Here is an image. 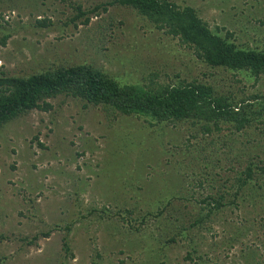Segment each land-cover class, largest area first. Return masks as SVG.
Wrapping results in <instances>:
<instances>
[{
  "label": "rangeland",
  "instance_id": "374dc122",
  "mask_svg": "<svg viewBox=\"0 0 264 264\" xmlns=\"http://www.w3.org/2000/svg\"><path fill=\"white\" fill-rule=\"evenodd\" d=\"M108 1L0 0V36L9 33L0 72L90 63L120 83L154 74L237 98L264 94V74L254 82L209 67L133 9ZM169 1L192 7L239 46L264 47V0ZM97 4L106 10L89 11L86 24L74 17L77 7L87 15ZM47 101L48 110L0 127L2 264H264V173L227 189L248 160L264 161L260 123L190 137L186 123L149 128L63 94ZM218 187L228 195L206 214L199 199Z\"/></svg>",
  "mask_w": 264,
  "mask_h": 264
},
{
  "label": "trees",
  "instance_id": "16d2710c",
  "mask_svg": "<svg viewBox=\"0 0 264 264\" xmlns=\"http://www.w3.org/2000/svg\"><path fill=\"white\" fill-rule=\"evenodd\" d=\"M104 4L133 9L154 28L175 39L178 48L190 50L209 67H220L231 71L232 75L242 71L252 76L254 82L264 74V47L239 46L230 39L227 30L221 34L217 26L210 29L190 6H179L169 0H109ZM104 4L87 9V15L77 7L74 17L83 16L79 21L86 24L90 12L99 13L100 8L106 10ZM36 23L44 25V20H36ZM8 37V32L3 33L0 44L4 45ZM60 94L78 98L85 105L100 106L113 113L109 115L140 119L149 128L186 123L193 129L190 137L212 135L223 125L237 132L258 123L264 127V94L237 98L230 92H219L210 83L183 78L159 81L154 74L148 77L147 83H120L90 63L56 65L26 75L0 72V127L32 109L48 110L47 99ZM261 173H264V161L248 160L242 171L233 176L232 185L227 189L233 186L239 190ZM197 179L195 185L202 188L203 178ZM228 192L218 187L213 194L202 195L199 200L207 208L206 214L221 207ZM48 234L49 231L42 233L43 236ZM62 246L69 251L66 241L63 240ZM2 262L0 258V264Z\"/></svg>",
  "mask_w": 264,
  "mask_h": 264
}]
</instances>
